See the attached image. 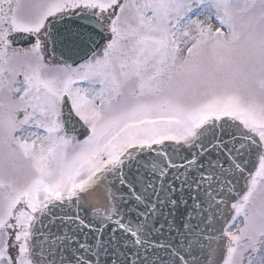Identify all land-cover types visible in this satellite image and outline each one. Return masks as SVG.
<instances>
[{"label":"snow or ice","instance_id":"obj_1","mask_svg":"<svg viewBox=\"0 0 264 264\" xmlns=\"http://www.w3.org/2000/svg\"><path fill=\"white\" fill-rule=\"evenodd\" d=\"M0 264H264V0H0Z\"/></svg>","mask_w":264,"mask_h":264},{"label":"water","instance_id":"obj_2","mask_svg":"<svg viewBox=\"0 0 264 264\" xmlns=\"http://www.w3.org/2000/svg\"><path fill=\"white\" fill-rule=\"evenodd\" d=\"M18 44H24L22 41ZM242 183V182H241ZM119 195V194H118ZM85 199L87 203L90 205V207L94 210L95 206H99L104 210L107 201H108V196H107V191L105 188H100L97 189L94 192L87 193L85 194ZM82 216H87L89 215L88 213L81 211ZM109 227H115L113 223H109Z\"/></svg>","mask_w":264,"mask_h":264}]
</instances>
